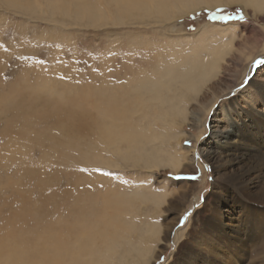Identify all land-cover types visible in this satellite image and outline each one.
I'll list each match as a JSON object with an SVG mask.
<instances>
[{
	"label": "rangeland",
	"instance_id": "374dc122",
	"mask_svg": "<svg viewBox=\"0 0 264 264\" xmlns=\"http://www.w3.org/2000/svg\"><path fill=\"white\" fill-rule=\"evenodd\" d=\"M162 2L0 0V228L23 192L112 226L65 264H264V13Z\"/></svg>",
	"mask_w": 264,
	"mask_h": 264
},
{
	"label": "bare ground",
	"instance_id": "6f19581e",
	"mask_svg": "<svg viewBox=\"0 0 264 264\" xmlns=\"http://www.w3.org/2000/svg\"><path fill=\"white\" fill-rule=\"evenodd\" d=\"M172 2L174 4L172 7L174 6V9H176L175 11L180 12L182 16L207 9V7L211 9L216 7L222 8L229 4L241 7L245 11L251 10L254 13L258 12V14H261L262 12L264 13V0H220V5L212 4L213 6H209L210 4L204 2L203 0H163L162 3H167L166 5L164 4V7L167 9V5H171ZM232 26H236V24H233ZM195 68H191V72L189 71V74L187 73L188 75L186 76L190 79L187 83L185 82L186 86H188L195 77L196 73L193 71ZM22 116L20 115V117ZM71 118L73 117H63L64 121L62 122H64V128L69 127L68 122ZM99 118L100 117L94 118V125H97L96 122ZM68 149H70V147H66V150L69 152L70 150ZM18 194L22 201L21 204L23 205L21 211L13 214L11 218L4 223L3 228H0V264H65L64 257L72 255V248L69 247L70 238L71 240H74L75 246L78 247L77 254H79V256L82 254L93 255L94 251L90 248L91 244H95L96 242L105 243L113 238L110 232L111 229L109 228L112 226L105 227L106 217L95 210H85L79 206H73L70 208L69 204L66 206V209L76 215L77 221H74L75 223L72 222L74 225L70 226V228L68 227L69 225H65L66 223H61L60 226L58 224L52 225L49 219L52 212L49 213V211L40 210L38 208L33 209L29 206V204L27 205L28 201H26V195L23 192H19ZM19 197L17 198L19 199ZM97 211H99V209ZM112 219L115 224L117 223L120 225L115 216ZM54 226H57V228ZM119 228L120 227L117 226V229ZM76 229H79V231L74 235V237H65V232L68 233V231H71L75 233ZM32 233H35V235L39 233L38 237L36 239H29V237H26V235H31ZM241 241L242 240H239L238 243ZM36 245L39 246V249ZM73 252H75V250ZM77 256L78 255L75 254V257ZM79 256L78 258H80ZM52 257L57 258L54 260ZM73 258L71 257V259H69L72 260Z\"/></svg>",
	"mask_w": 264,
	"mask_h": 264
},
{
	"label": "trees",
	"instance_id": "16d2710c",
	"mask_svg": "<svg viewBox=\"0 0 264 264\" xmlns=\"http://www.w3.org/2000/svg\"><path fill=\"white\" fill-rule=\"evenodd\" d=\"M232 12H240L238 9H219V10H214L213 12H207L209 13V20H216L215 15H220V14H231ZM218 22H223L222 20L218 19L216 20Z\"/></svg>",
	"mask_w": 264,
	"mask_h": 264
}]
</instances>
